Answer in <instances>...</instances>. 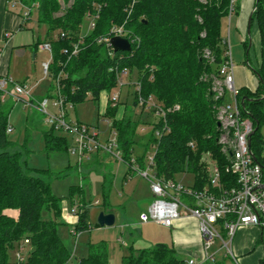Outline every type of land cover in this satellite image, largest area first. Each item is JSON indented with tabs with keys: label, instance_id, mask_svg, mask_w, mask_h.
I'll return each mask as SVG.
<instances>
[{
	"label": "trees",
	"instance_id": "obj_1",
	"mask_svg": "<svg viewBox=\"0 0 264 264\" xmlns=\"http://www.w3.org/2000/svg\"><path fill=\"white\" fill-rule=\"evenodd\" d=\"M18 1L31 9L25 21L35 13L36 23L47 30L42 42L51 48L48 76L54 81L58 74H65L60 80L65 103L74 107L87 99L98 104L101 99L105 100L106 107L99 117L111 122L123 164L130 169L136 166V170H144L149 147H153L152 172L156 177L168 180L189 174L193 185L188 187L202 190L208 185L203 157L210 154L221 172L222 183L227 186L225 182L230 181L234 186V177L224 173L226 158L217 144L219 133L210 83L203 79L216 74L226 59L228 47L222 23L230 15L231 0H204L205 3L200 0H62L63 11L60 0ZM232 7L236 13L238 8L234 3ZM88 16L95 18L94 27L82 31ZM253 21L258 26L261 42L260 65L252 69L259 83L254 91L239 89L238 99L240 102L244 97L247 99L241 116L250 118L254 127H258L250 138L251 150L256 162L264 167L263 0H254ZM113 26H123L131 41L129 52H114L98 43ZM80 40V50L73 57L72 47ZM247 45L245 41V48ZM204 49L211 53L212 63L203 58ZM124 70L139 85L138 92H132V107H139L141 114L153 116V109L139 106L140 98L151 97L165 111L164 118H156L150 124V138L143 154L137 157L133 150L137 122L126 115L127 108L119 112L120 103L113 106L108 100L117 86L118 75ZM175 106L177 110L173 109ZM10 108L0 98V264H71L72 255L57 235L60 200L51 193L50 184L42 174L28 167L27 149H18L8 140ZM30 119L28 116L27 122ZM43 134L47 152L67 151V140L56 137L52 128ZM111 184L112 179L105 176L106 197ZM72 189L71 194L76 189L79 192L81 187ZM88 208L82 202L76 214V234L90 229ZM43 210L50 213L49 219L41 217ZM103 212L109 213L112 209L107 206ZM24 247L27 258L18 262L16 255H22ZM76 264H109L106 243L88 244L86 255L77 259ZM122 264L186 262L178 258L172 247L157 243L147 249L129 247V256Z\"/></svg>",
	"mask_w": 264,
	"mask_h": 264
},
{
	"label": "rangeland",
	"instance_id": "obj_2",
	"mask_svg": "<svg viewBox=\"0 0 264 264\" xmlns=\"http://www.w3.org/2000/svg\"><path fill=\"white\" fill-rule=\"evenodd\" d=\"M200 2L205 3L204 0H200ZM63 10L64 5H61V11ZM58 15H61V12ZM35 16V13H32L27 23L31 26L35 37L43 41L47 30L36 23ZM233 16H235V12L231 15V20L226 18L222 23V32L226 39L228 34L230 53L233 51L234 41L237 40L234 19L232 21ZM87 28L88 21L84 23L82 31L87 30ZM201 37L204 36L201 35ZM32 56V51L27 53L23 66L13 60L10 76L16 80L28 77L27 83L30 86L39 81L38 90L32 89L29 93L31 97L45 98L48 95L47 93L53 96L54 92L51 89L53 80L44 74L42 67L43 63L50 61V54L45 51L43 55H38L36 59H32ZM133 78L130 79L127 75L124 79L127 84L120 92L118 110L121 112L124 108H127L126 115L131 116L133 122H137L133 149L134 156L137 157L144 152L145 144L151 134L150 124L156 120V117L147 113L141 114L139 107H132ZM25 101V99L24 101H15L8 96L5 98V104L11 106L8 116V125L11 128L7 132L8 140L15 144L18 149L21 147L27 149L28 167L34 172L38 171L42 174L40 176L50 184L51 193L60 200L61 216L57 219V235L72 255L71 264H76L77 259L86 255L88 244H95L100 241L106 243L109 264H122L123 259L129 256V247L147 249L152 248L157 243L171 245L169 228L151 223H139L140 212L145 210L152 200L149 183L140 176L139 171L130 169L127 165L101 151L95 154L99 159L98 165L88 164L86 160L78 165V157L70 152L71 137L62 131L54 130V135L67 140V151L47 152L43 131L48 130L49 127L43 123V115L33 109L31 110L25 104ZM101 103H103V100H101ZM66 109L67 117L71 122H80V124L96 127L104 119L99 117V104L91 99L76 104L74 107L67 106ZM48 110L50 112L54 111L50 105ZM28 116L31 118L30 122H27ZM99 131L101 132L100 140L104 142L108 134L107 124L100 123ZM261 133H264V127L261 128ZM153 153V147H149L147 157ZM262 156L264 158V147ZM145 161L147 162V158ZM206 171L208 173L207 165ZM105 176L112 179L107 197L103 189ZM176 179L185 186L193 185V177L189 174L179 175ZM76 187H81V189L79 192L76 189L72 195L71 190L73 191L72 188ZM182 199L184 198L182 197ZM82 202L89 207L87 210V225L90 229L73 235L71 230L76 231L75 226L78 220L77 215L73 214V209L75 208L76 214H79ZM95 202H99V205H95ZM107 206L111 207L115 216L114 225L111 227L96 226L98 214L105 211ZM50 216V213L46 210L41 212L43 219H49ZM215 227L218 231H221L220 226ZM218 246V240H215L208 253H213L218 249ZM26 249L24 247L21 252L24 261L27 258L28 251ZM177 256L185 262L189 260L188 255L177 253ZM233 258L238 264H242L235 254ZM215 260L219 264H235L231 256H224V251L217 253Z\"/></svg>",
	"mask_w": 264,
	"mask_h": 264
},
{
	"label": "built area",
	"instance_id": "obj_3",
	"mask_svg": "<svg viewBox=\"0 0 264 264\" xmlns=\"http://www.w3.org/2000/svg\"><path fill=\"white\" fill-rule=\"evenodd\" d=\"M235 2L236 0H231L228 19L234 12L232 6ZM60 3L64 5L62 0ZM30 13L31 9L26 7L23 18L26 20ZM94 19V17L88 16L87 30L94 27ZM201 35L204 36V33ZM112 37L127 39L123 26H113L109 34L100 38L98 43H103L113 50L110 44ZM127 40L129 41V39ZM81 42L82 40L73 45L71 56L75 57L78 54ZM129 43L131 44V41ZM225 44L228 49L224 54L226 58L224 63L216 74L205 76L203 79L210 83L215 120L218 124L217 144L226 158L224 173L234 177V186L230 184V181L225 182L228 184L227 186L222 183L221 172L210 154L203 157V162L206 163L208 170V185L202 190L185 186L177 179L165 180L156 177L152 172L154 153L147 157L146 168L139 171L140 176L149 183L152 195L149 205L139 214V223H151L170 228L180 218V211L183 210L198 223L205 252L202 258L203 262L213 261L212 257L206 256V251L215 240H218L222 248L230 253L229 245L240 228L256 227L264 233V167L255 161L251 147L248 145L254 125L250 118L241 116L243 106L238 99L239 89L234 85L233 64L227 39ZM40 49L46 50L50 54V61L42 65L44 74L48 75L51 48L48 43H45L40 46ZM63 53L68 54L66 50H63ZM202 55L208 62H213V57L207 49L203 50ZM126 76L125 70L118 75L117 86L109 94L108 100L113 106L119 103L120 92L127 84L124 81ZM64 78L65 74L60 73L53 81L54 93L52 97L36 100L30 96L27 86L15 83L9 77L0 76L1 101H4L6 96L15 101H24L25 99V104L31 110L43 115L42 120L47 127L68 134L71 137L70 152L78 157V165L100 151L123 162L121 154L117 150V134L111 128L109 120L102 119L99 122V124L103 122L108 126V134L104 142H101L99 124L95 127L71 122L68 119L66 108L73 106L65 103V98L61 93L60 80ZM132 84L134 91L138 92L139 85L135 82ZM49 105L54 109L53 112L48 110ZM139 106L153 109L156 118L165 117V111L151 97L147 100L140 98ZM173 109L177 110L178 107L175 106ZM10 129L8 127L7 132ZM156 136L158 137L159 133H156ZM133 169H136V166H133ZM98 204L99 202H95V205ZM73 214L76 216L75 208ZM215 226H220L221 231H218ZM71 233L77 235L73 230ZM16 258L18 262L22 261L20 253H17ZM186 264H197V261L191 258L186 261Z\"/></svg>",
	"mask_w": 264,
	"mask_h": 264
},
{
	"label": "crops",
	"instance_id": "obj_4",
	"mask_svg": "<svg viewBox=\"0 0 264 264\" xmlns=\"http://www.w3.org/2000/svg\"><path fill=\"white\" fill-rule=\"evenodd\" d=\"M234 4L238 8L235 16L232 18V21L234 19L237 38L234 41L231 53L234 85L238 89L254 91L258 86L259 80L252 69L257 68L261 60L259 29L255 21H250L249 23V18L254 7V0H236ZM25 8L26 6H23L18 0H0V76L9 77L13 82L27 86L30 93L32 89L38 90L39 81L35 82L33 87L27 83L28 77H19L20 79L16 80L10 76L13 60L23 66L28 52L32 51V59H36L38 55H43L46 51L40 49L43 42L35 37L31 26L23 18ZM229 20H231V17ZM245 41L248 43L246 48L244 46ZM38 42L40 44L34 48V45ZM47 94L49 95V93ZM33 98L40 100L43 97L35 96ZM101 100H103V103L100 104L101 101L99 102L100 113L106 107L105 100ZM261 134L264 139V133ZM86 161L88 164H99L97 155H91ZM180 214V218L169 228L171 235L170 247L178 254L188 255V259L196 258L197 264H208L209 260L207 262L202 261L205 252L197 221L189 217L183 210L180 211ZM218 243V249L213 253H208L213 244L206 251V256L213 259L210 264H219L215 260V255L221 251H224L225 257L231 256L233 260V255L235 254L239 257L242 264H264V233L256 227L238 229L229 245L230 253L222 248L219 241ZM234 262L238 264L235 260Z\"/></svg>",
	"mask_w": 264,
	"mask_h": 264
},
{
	"label": "water",
	"instance_id": "obj_5",
	"mask_svg": "<svg viewBox=\"0 0 264 264\" xmlns=\"http://www.w3.org/2000/svg\"><path fill=\"white\" fill-rule=\"evenodd\" d=\"M250 21H251V16L249 18V23ZM110 44L114 52H129L131 50L129 41L123 37H112L110 40ZM246 100L247 99L245 97L242 99V102H241L242 106L244 105V101ZM216 126L218 127V124H216ZM257 128H258L257 126L254 127L251 136L256 132ZM248 145L251 147V139L248 140ZM114 223H115V216L112 212H109V213L100 212L98 214L97 224L99 227H111L114 225Z\"/></svg>",
	"mask_w": 264,
	"mask_h": 264
}]
</instances>
